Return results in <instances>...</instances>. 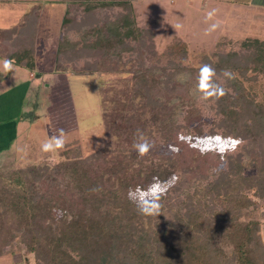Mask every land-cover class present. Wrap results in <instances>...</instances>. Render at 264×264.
<instances>
[{"label":"trees","instance_id":"trees-1","mask_svg":"<svg viewBox=\"0 0 264 264\" xmlns=\"http://www.w3.org/2000/svg\"><path fill=\"white\" fill-rule=\"evenodd\" d=\"M65 1L58 57L87 49L65 60L69 70L127 80L123 98L101 93L106 136L130 143L85 155L73 120L57 137V164L0 172L6 238L19 239L37 264H84L80 250L92 238L124 246L133 264H264L256 251L260 222L245 219L251 195H264V100L246 86L264 75V40L237 45L225 36L189 65V45L179 37L158 53L133 0ZM80 16L102 20L81 24ZM35 25L25 15L16 27L0 29L5 58L31 70ZM204 65L215 74L201 89ZM29 86L12 105L0 95V148L15 133ZM142 143L148 151L140 156L135 145ZM59 185L74 198L56 194ZM157 204L159 215L140 211Z\"/></svg>","mask_w":264,"mask_h":264},{"label":"rangeland","instance_id":"rangeland-1","mask_svg":"<svg viewBox=\"0 0 264 264\" xmlns=\"http://www.w3.org/2000/svg\"><path fill=\"white\" fill-rule=\"evenodd\" d=\"M57 1L0 0V29L19 25L28 12L36 23L31 32L37 34L34 70L5 58L6 49L0 41L2 103L12 105L22 94V85L30 84L22 98V113L16 118L15 133L13 136L9 134L6 141L3 140L5 145L0 148V172L24 169L43 161L57 164L61 159L58 149L44 152L41 146L46 142L55 143L60 133L72 128L73 120L85 155L96 152L101 146L113 149L130 143L125 139L127 136L113 137L112 141L106 136L101 93L105 90L110 99L123 98L127 80L114 73L100 74L93 70L74 73L68 69L65 60H72L80 53L86 54L87 49L76 50L73 57L67 54L62 59L58 57L60 41L66 35L62 27L65 11L59 13L61 9ZM64 3L66 6V1ZM133 3L138 8L140 24L150 27L155 33L158 53H164L179 37L189 45L186 59L189 65H198V53L203 49L214 51L217 42L225 36L237 45L250 37L264 40V0H252L251 5H245L244 0H236L234 9L239 14L231 11L232 6L226 2L216 7L209 3L207 8L202 7L201 0H133ZM209 13L213 15L209 17ZM78 20L81 24H88L102 19L80 16ZM246 86L264 100V75L246 82ZM57 182L60 183L59 179ZM54 192L74 198L73 191L63 185L55 186ZM251 196L252 204L245 219L260 222L256 251L260 261L264 262V195L259 197L253 193ZM0 225L8 227L2 222ZM6 237V230L0 229V264H37L35 254L29 252L19 239L9 241ZM4 244L7 245L2 249ZM116 244L109 239H90L80 250L84 264H133L125 258H129L128 254L123 256L124 246ZM74 254L77 257L76 252Z\"/></svg>","mask_w":264,"mask_h":264},{"label":"clouds","instance_id":"clouds-1","mask_svg":"<svg viewBox=\"0 0 264 264\" xmlns=\"http://www.w3.org/2000/svg\"><path fill=\"white\" fill-rule=\"evenodd\" d=\"M209 17H211L213 15V13H209L208 14ZM213 28L216 27V25L212 26ZM215 74V70L212 69L209 65H204L201 69V84H200V88L203 89L206 85L208 87H211V78L212 76H214ZM225 76H231V73L228 71H225ZM221 95H223V92L221 91L220 93ZM207 95V93H205V96ZM241 143V141L239 139H235L234 140V145L238 146ZM42 150L44 152H49L52 150H55L56 148H61L63 147V141L61 139H57L55 141V143L52 142H46L44 143L42 146ZM135 147L138 150V154L140 156H143L147 151H148V145L146 143H142V144H136ZM140 211L142 212V214H146V215H159L160 210H159V205H155L154 207H144L142 209H140Z\"/></svg>","mask_w":264,"mask_h":264},{"label":"crops","instance_id":"crops-1","mask_svg":"<svg viewBox=\"0 0 264 264\" xmlns=\"http://www.w3.org/2000/svg\"><path fill=\"white\" fill-rule=\"evenodd\" d=\"M4 1H6V0H3V2ZM64 1L65 0H58L57 2L59 3L58 4V6L60 7V9H61V11L59 12L60 14H62V12H63V10L65 11L66 10V6H65V3H64ZM2 2V1H1ZM222 2H226V3H228V4H230L231 6H232V10L231 11H233L235 14H239L237 11H236V9H234L235 8V2H236V0H201V4H202V7L203 8H207V5L209 4V3H211L214 7H216V5L217 4H221ZM251 2H252V0H244V4L245 5H251ZM191 3L192 4H194V2L193 1H191ZM57 7V6H56ZM55 7V8H56ZM55 8L53 9V12H54V10H55ZM57 9H59V8H57ZM248 11H250L249 9H247ZM252 10V9H251ZM253 11V10H252ZM55 13V12H54ZM255 13V12H254ZM64 14V13H63ZM25 15H32V14H28V12L27 13H25ZM24 15V16H25ZM24 18V17H23ZM30 18H31V16H30ZM32 19V18H31ZM22 21V20H21ZM21 23V22H20ZM16 27V26H15ZM11 28H13V27H9V28H3V29H11Z\"/></svg>","mask_w":264,"mask_h":264}]
</instances>
